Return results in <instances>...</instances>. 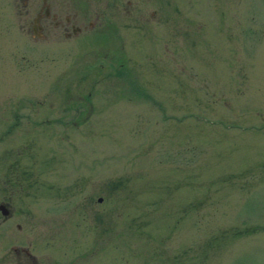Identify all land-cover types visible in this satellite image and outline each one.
<instances>
[{"label":"rangeland","instance_id":"obj_1","mask_svg":"<svg viewBox=\"0 0 264 264\" xmlns=\"http://www.w3.org/2000/svg\"><path fill=\"white\" fill-rule=\"evenodd\" d=\"M119 2L35 39L0 0V202L101 264H264V0Z\"/></svg>","mask_w":264,"mask_h":264},{"label":"flooded vegetation","instance_id":"obj_2","mask_svg":"<svg viewBox=\"0 0 264 264\" xmlns=\"http://www.w3.org/2000/svg\"><path fill=\"white\" fill-rule=\"evenodd\" d=\"M119 1L114 0V4H118ZM53 2L54 0H41V5L36 11L32 23V34L35 39L46 35V32L51 29V25L56 28L60 27L67 37L85 33L87 27L73 21V17L69 13H66L64 17H58L60 9ZM21 108L22 106L19 104L13 109V119L8 123L11 128L21 124L22 116L25 115L21 112ZM3 109H9V107L4 106ZM8 119L9 116L6 120ZM37 120L36 118L35 121ZM8 131L9 128L3 131L0 136ZM12 184L14 183L7 182L3 199L0 202V210L2 211L3 208L5 210V213L2 212L5 217H0V264H101L99 257L90 260L89 255L74 256V244L80 246V243H83L81 237L84 236L82 234L85 232L89 234V231L77 230L75 235H73V231H68L66 236H60L65 237L66 240H61L58 244L57 232L49 228V224L52 223L51 226H53L55 217H12L15 206L9 192ZM86 218L77 221L76 224L85 225L86 223L83 221ZM87 219L89 220V217ZM94 219V222L102 221L101 217ZM43 225H47L48 228H43ZM96 233L101 235L102 231L98 230ZM94 235L93 232L88 237H94ZM93 243L97 245L98 240Z\"/></svg>","mask_w":264,"mask_h":264},{"label":"water","instance_id":"obj_3","mask_svg":"<svg viewBox=\"0 0 264 264\" xmlns=\"http://www.w3.org/2000/svg\"><path fill=\"white\" fill-rule=\"evenodd\" d=\"M100 199H101V197H100ZM2 212H3V213H5V210H4V208L2 209Z\"/></svg>","mask_w":264,"mask_h":264}]
</instances>
